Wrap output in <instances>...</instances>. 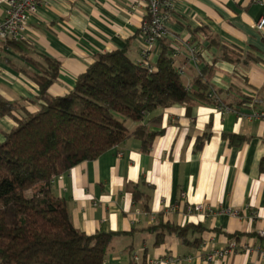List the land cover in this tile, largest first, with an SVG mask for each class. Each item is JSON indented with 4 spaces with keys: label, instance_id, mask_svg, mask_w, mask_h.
Wrapping results in <instances>:
<instances>
[{
    "label": "crops",
    "instance_id": "1",
    "mask_svg": "<svg viewBox=\"0 0 264 264\" xmlns=\"http://www.w3.org/2000/svg\"><path fill=\"white\" fill-rule=\"evenodd\" d=\"M4 16L5 6L0 5V19ZM144 16L145 8L133 7L132 0H44L30 20L28 41L35 60L45 63L46 55L60 62L48 92L69 93L99 54L117 49L135 63L148 50V63L155 69L160 44L146 43ZM262 17L264 2L257 0H178L166 37L175 66L192 91L206 69L212 101L193 98L157 108L143 122L160 132L148 149L129 137L54 180L52 191L66 202L79 231L114 233L108 263L264 264V237L258 235L264 226V172L259 166L264 119L257 116L264 104L256 102L264 101V29L255 27ZM193 46L199 50L196 56ZM225 47L258 61L223 59ZM33 71L40 72L0 40V99L37 111L39 87L30 76ZM15 125L10 116L0 118V141ZM126 125L132 130L138 122L128 125L127 120ZM231 134L244 141L231 144ZM135 190L147 196V208L133 199ZM196 204L210 210L191 211ZM159 224L191 228L186 241L165 232L157 244L153 228ZM232 241L236 248L225 258L205 260Z\"/></svg>",
    "mask_w": 264,
    "mask_h": 264
},
{
    "label": "trees",
    "instance_id": "2",
    "mask_svg": "<svg viewBox=\"0 0 264 264\" xmlns=\"http://www.w3.org/2000/svg\"><path fill=\"white\" fill-rule=\"evenodd\" d=\"M158 42L155 69L133 62L124 49L101 53L78 77L73 90L53 96L48 89L58 76L60 62L46 55H42L45 63L35 60L28 41H5L40 72L30 75L39 87L37 111L0 99V118L10 116L16 123L0 141V264H111L106 257L114 233L79 231L52 185L72 167L98 158L129 137L140 139L148 149L160 132L143 122L157 108L189 103L193 98L212 101V86L204 79L206 69L195 79L192 91L175 66L170 41L160 37ZM223 59L258 61L250 53L243 57L242 51L229 48ZM256 102L264 104L261 99ZM127 120L138 125L131 130ZM228 137L231 144L244 141L241 135ZM259 166L264 172V157ZM133 199L147 208L148 198L141 191H133ZM189 228L190 224H159L153 230L158 244L165 232H175L186 241Z\"/></svg>",
    "mask_w": 264,
    "mask_h": 264
},
{
    "label": "built area",
    "instance_id": "3",
    "mask_svg": "<svg viewBox=\"0 0 264 264\" xmlns=\"http://www.w3.org/2000/svg\"><path fill=\"white\" fill-rule=\"evenodd\" d=\"M44 0H0V5L5 6V16L0 19V40L8 41H28V29L30 20L37 14ZM264 2V0H257ZM178 0H132L133 7H144L145 16L141 26L142 34L145 36L146 43L151 44L158 41L160 37H167L169 29L167 23L173 13ZM256 29H264V17L260 18L255 25ZM29 42V41H28ZM191 53L196 56L199 50L196 46L190 48ZM175 55V54H174ZM140 65L151 70L153 68L148 63V50H143ZM181 72V71H180ZM210 97H214V90L209 93ZM261 119H264V111L257 113ZM191 211L208 212L203 204H196ZM140 212V211H138ZM258 235L264 237V226L259 229ZM236 242L232 241L228 249H217L205 256L206 261H212L216 258H225L232 250L236 248ZM260 254L264 257V250ZM149 264H161V261H150Z\"/></svg>",
    "mask_w": 264,
    "mask_h": 264
},
{
    "label": "rangeland",
    "instance_id": "4",
    "mask_svg": "<svg viewBox=\"0 0 264 264\" xmlns=\"http://www.w3.org/2000/svg\"><path fill=\"white\" fill-rule=\"evenodd\" d=\"M130 123H132V121L131 120H128V125H130Z\"/></svg>",
    "mask_w": 264,
    "mask_h": 264
}]
</instances>
